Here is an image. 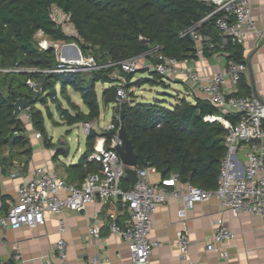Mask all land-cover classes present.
<instances>
[{"label": "trees", "instance_id": "1", "mask_svg": "<svg viewBox=\"0 0 264 264\" xmlns=\"http://www.w3.org/2000/svg\"><path fill=\"white\" fill-rule=\"evenodd\" d=\"M61 9L69 16V21L77 32L76 36L65 33L63 26L52 16L53 8ZM201 0H0V168L6 172L13 164L14 149H21L20 154L33 155V147L23 115L31 118L34 129L41 133L46 148H53L46 130L43 110L38 106L48 107L52 98L66 123L73 126L81 122H92L101 116L100 99L97 84L106 88L102 93V102L106 107L123 110L122 121L128 132L135 153L138 167L155 168L168 177L172 172L181 175L182 182L191 183L205 190L217 188L221 162L227 153L226 138L228 130L220 122L205 121L208 115L220 114L209 102L195 98L194 102L180 98L172 107L161 103H137L125 101L123 109L115 106L119 79L113 74L120 73L127 79V89L131 86L141 88L147 84L155 85L162 76L150 69H140L125 73L117 63L132 57L148 59L157 63L155 48L164 55L179 60L196 59L198 49L194 36L187 33L199 25L196 34L203 41L202 55L210 58L224 54L227 65L230 62L247 64L243 44L229 41L222 47V38L216 25L218 16L206 19L213 11ZM43 32L51 41L75 42L85 58L93 57L97 68L76 72H58L59 59L54 46L40 47L37 34ZM207 38L215 43L208 46ZM145 39L146 42H142ZM151 72L152 78L138 74ZM37 83L31 87L28 81ZM162 83V82H161ZM164 84V83H163ZM241 89L236 96H249L251 87L247 76L238 83ZM60 92L70 112L63 108L58 99ZM81 95L88 113L81 111L74 103L68 90ZM25 98L29 108L18 117L14 116V103ZM22 115V116H21ZM53 118L52 112L48 111ZM226 118L236 124L239 116L232 114ZM114 121L117 126L120 119ZM101 136L92 130L86 139V152L78 164L72 168L81 179L91 173L99 172L101 165L88 161L94 151L97 139ZM107 139L113 134L105 133ZM9 147V152H5ZM58 155L69 153L58 151ZM167 169L166 173H162ZM122 186L130 189L124 179ZM4 211H8V197L2 195Z\"/></svg>", "mask_w": 264, "mask_h": 264}, {"label": "built area", "instance_id": "2", "mask_svg": "<svg viewBox=\"0 0 264 264\" xmlns=\"http://www.w3.org/2000/svg\"><path fill=\"white\" fill-rule=\"evenodd\" d=\"M214 7L206 19L218 16L216 25L222 38V47L229 41L243 44L246 33L258 31L252 16L251 0H201ZM196 41L198 54L203 48V39L199 34L192 32ZM208 46L215 47L209 38ZM43 49L52 47L47 40H43ZM55 47V46H54ZM66 47L64 50L66 51ZM71 49L72 48L71 46ZM154 55L157 63H144L145 58L132 57L121 61V70L132 73L140 69H150L162 77L187 84L189 94L194 87L202 84L203 100L216 107L220 114L208 115L205 121L220 122L228 130L226 138L227 153L221 162L217 188L205 190L185 183L178 172H172L168 177L157 183H151L148 170L156 172L155 168L141 169L135 167L138 181L130 189H125L122 182L126 179L128 166L121 159L117 147L123 141L119 136L120 125L112 122L107 127H101L100 121L81 122L79 125L88 136L98 127L101 136L97 139L94 151L89 155L88 161L101 165L99 172L89 174L81 185L67 183L55 169L45 166L35 167L31 176L20 183L17 189V198L11 203L8 211L0 216V226L3 229H19L23 226L36 227L44 225L46 215L58 216L59 231L64 232L66 210L81 212L88 203L98 198L107 202L113 200L122 204L120 213H111L113 221L109 223L110 231L119 235L128 243L134 264H151V254L156 243L149 239L153 227V217L160 205L168 203L171 198L183 201L184 208L179 210V216L185 217L188 209H193L199 202L216 197L222 207L231 211L236 217L242 213H252L264 217V99L257 94L249 96H236L232 86L238 85L243 76L249 75L247 64L228 63L227 67L211 76L202 78L197 70L191 67V59L179 60L159 52L155 48ZM59 59L58 72H76L97 68L93 57L84 61H72L71 56ZM113 77L119 79L117 86L116 104L118 108L127 100V79L118 72ZM31 87L36 88L37 83L29 80ZM185 98V97H184ZM120 119V110L117 109ZM238 115L239 119L233 124L226 115ZM105 133L113 136L107 139ZM41 137V133H36ZM244 154V163L239 161V154ZM158 172V171H157ZM127 215L124 225L117 221L118 215ZM217 231L207 250H216L218 245L228 239H234L235 234L227 228L220 219L217 222ZM101 226L96 225L90 229V234L99 236ZM178 244L182 258L187 264H197L190 259L192 240L180 233ZM62 264H66V243L63 239L58 241ZM37 264H48L42 259ZM84 264H103L98 259H91Z\"/></svg>", "mask_w": 264, "mask_h": 264}, {"label": "crops", "instance_id": "3", "mask_svg": "<svg viewBox=\"0 0 264 264\" xmlns=\"http://www.w3.org/2000/svg\"><path fill=\"white\" fill-rule=\"evenodd\" d=\"M251 4L252 16L258 31L264 35V0H251ZM38 34L44 35L43 32ZM243 48L249 69L247 84L253 94L264 99V37L253 31L247 32ZM144 63L151 62L144 59ZM190 66L205 78L224 70L227 67V60L224 54L207 58L199 53L196 59H191ZM150 73L142 74H148L143 77L152 78ZM180 83L187 87L185 82ZM201 86L202 84L196 85L193 91L187 94L193 99L196 97L203 99ZM230 89L239 92L241 87L235 85ZM187 94L184 95L185 98H188ZM79 96L82 101L80 94ZM72 100L81 111L88 113V108L85 111L76 99L72 97ZM23 116L27 131L31 130L34 134L32 138L29 137L34 151L29 158L20 154L21 149L16 148L12 153L14 154L12 166L6 172L0 168L1 191L3 196L8 197L9 207L17 198L18 186L31 176L35 167L45 166L55 169L69 184L81 185L85 180L73 170L74 161L67 163L70 151L67 155H58V151L67 149L63 148L65 142L62 146H57V139L49 137L54 147L46 148L44 138L37 136L38 132L34 129L31 118L26 114ZM54 124L59 123L54 122ZM67 125L80 126L79 123L73 126ZM84 151L86 152V147ZM5 152L6 154L9 152V147ZM61 158H65L66 161ZM238 158L244 163L243 153L239 154ZM161 179L160 173L159 181ZM3 207L4 202L0 199V216L7 213ZM182 208H184L183 201L178 198H171L168 203L159 206L153 217V227L149 234V239L156 243L151 254V264H187L182 258L178 244L180 233L192 240L190 259L197 264H264V217L252 213H242L236 217L231 211L224 209L216 197L197 203L193 209L187 210L185 217L179 216V210ZM121 211L122 204L113 200L103 202L98 198L88 203L81 212L66 210L63 215L66 230L61 233L58 216L49 213L46 215L44 225L23 226L19 229H3L0 226V264H37L42 259L48 264H62L60 251L57 248V243L61 239L66 243V264H84L95 258L100 259L103 264H134L128 243L119 235L112 233L109 227V223L113 221L110 214ZM126 219L127 215L117 216V221L121 225H124ZM220 219L235 234V238L218 245L216 250H207L217 231L216 222ZM96 225L101 226V233L97 237L90 234V229Z\"/></svg>", "mask_w": 264, "mask_h": 264}, {"label": "rangeland", "instance_id": "4", "mask_svg": "<svg viewBox=\"0 0 264 264\" xmlns=\"http://www.w3.org/2000/svg\"><path fill=\"white\" fill-rule=\"evenodd\" d=\"M53 18L55 21L63 26V29L66 34L70 36H76L77 32L74 29V26L71 24L69 21V16L66 15L61 9L54 7L53 8V13H52ZM192 31V30H191ZM192 35V34H191ZM37 39L39 42L40 47L43 48L44 42L43 39H47L48 43L50 45L55 46L56 48V56L58 59L62 58V54L65 46L70 47L69 50L66 48V51L64 53V56L68 55V53L71 54V52H78V50L71 49V45L76 44L75 42H67V41H58L54 42L45 37L44 35H37ZM77 45V44H76ZM78 46V45H77ZM74 48V47H72ZM81 51V50H80ZM82 55V52H81ZM78 59H73V61H79L82 62L84 61L85 58L83 55ZM148 74H138L134 81H136L140 76H147ZM162 82V83H161ZM128 83V82H127ZM164 83V84H163ZM127 87V86H126ZM104 85L101 83L97 84V91H98V96L100 99V106H101V116L98 120L101 122V127H107L109 124H111L114 121H117L115 117H117V109H114V105H110L106 107L104 103L102 102V91H103ZM105 89V88H104ZM127 100L126 101H132V95L136 97L137 103L141 104H154V103H161L165 106L172 107L175 106L180 98H183L185 94H187L186 91V86L183 83L177 82V81H172L168 80L166 78H162V80H158V82L155 85H150L147 84L141 88L133 87L131 86L130 88L127 89ZM69 95L71 98L76 99L78 104L87 111L86 105L82 103L80 100L79 93L75 92L73 88H70L68 90ZM58 94V99L61 101V104L65 108H69L71 112H74L67 103V101L64 99L60 92V87L57 90ZM187 99L189 101L194 102L195 100L191 98L190 95L187 94ZM48 107L46 108L44 105H38L44 112L45 116V123H46V130L49 135V137H54L57 139V146H62L63 142L65 144L63 145V148H68L70 153L69 157L67 160V163H72V165H76L79 162V159L85 152V144H86V135L83 132V129L80 126H75V127H69L66 124V120L63 119L61 113H59L58 107L56 104H54V100L52 98L48 99ZM121 107V106H120ZM48 111L52 112L53 118L49 117ZM23 114V113H22ZM22 116V115H21ZM30 121V120H29ZM54 122H58L59 124H54ZM69 130V132L67 131ZM96 131L101 133V130L96 127ZM26 134L32 138L34 134L31 133L30 131H27ZM43 138V136H42ZM62 160L66 161L65 158H61ZM148 177L151 183L158 182L160 179V173H153L148 170Z\"/></svg>", "mask_w": 264, "mask_h": 264}, {"label": "water", "instance_id": "5", "mask_svg": "<svg viewBox=\"0 0 264 264\" xmlns=\"http://www.w3.org/2000/svg\"><path fill=\"white\" fill-rule=\"evenodd\" d=\"M199 28V25H197L195 28L192 29V31H189L187 33V36H191L192 32L197 31V29ZM142 42H146L145 39H142ZM72 47L75 48V50H78V52L81 55V51L79 49V47L76 44L71 45ZM82 57V55H81ZM186 91L188 92V88L186 87ZM29 102L25 99V98H20L18 99L15 103H14V116L18 117L22 111H25L29 108ZM124 107V103L121 105V109H123ZM124 120V112L123 110L120 111V132H119V136L122 139L123 143L121 146L117 147L118 153L121 157V159L123 160V162L128 166L127 168V176L126 179L130 182L131 186H134L137 181H138V173L137 171L134 169L135 167H138V157L135 153L133 144L131 142V140L129 139L128 136V132L126 130L125 125L123 124ZM167 169H163L162 173H166Z\"/></svg>", "mask_w": 264, "mask_h": 264}, {"label": "bare ground", "instance_id": "6", "mask_svg": "<svg viewBox=\"0 0 264 264\" xmlns=\"http://www.w3.org/2000/svg\"><path fill=\"white\" fill-rule=\"evenodd\" d=\"M68 56H71V60H72V61H73L72 58H74V59H75V58H76V59H77V58H78V59L80 58V54H78L77 52H74V53L71 52V54L68 53V55H66L65 57H68Z\"/></svg>", "mask_w": 264, "mask_h": 264}]
</instances>
